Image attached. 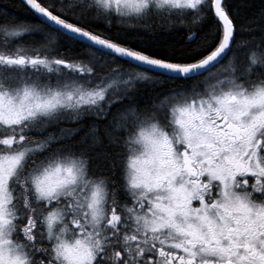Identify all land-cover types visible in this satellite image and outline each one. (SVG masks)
I'll use <instances>...</instances> for the list:
<instances>
[{
    "label": "snow or ice",
    "instance_id": "6c2138e0",
    "mask_svg": "<svg viewBox=\"0 0 264 264\" xmlns=\"http://www.w3.org/2000/svg\"><path fill=\"white\" fill-rule=\"evenodd\" d=\"M0 264H264V0H0Z\"/></svg>",
    "mask_w": 264,
    "mask_h": 264
}]
</instances>
